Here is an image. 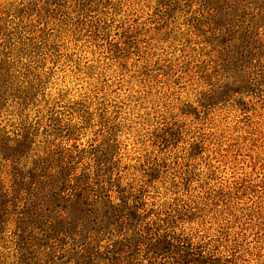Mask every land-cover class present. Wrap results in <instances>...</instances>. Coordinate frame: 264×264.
I'll list each match as a JSON object with an SVG mask.
<instances>
[{
    "label": "rangeland",
    "instance_id": "1",
    "mask_svg": "<svg viewBox=\"0 0 264 264\" xmlns=\"http://www.w3.org/2000/svg\"><path fill=\"white\" fill-rule=\"evenodd\" d=\"M249 2L225 30L202 0H0V134L17 149L27 132L23 162L67 155L99 213L128 204L86 247L104 264H264V0ZM14 233L0 221V264L89 262L82 235L31 251Z\"/></svg>",
    "mask_w": 264,
    "mask_h": 264
},
{
    "label": "trees",
    "instance_id": "2",
    "mask_svg": "<svg viewBox=\"0 0 264 264\" xmlns=\"http://www.w3.org/2000/svg\"><path fill=\"white\" fill-rule=\"evenodd\" d=\"M202 1L205 5L206 3L210 5L209 10L218 14L220 17L218 26H222L225 30H228L226 28L231 30L239 28L246 16L245 10L250 3V0ZM245 28L248 29V26ZM249 39L248 36L244 37L243 49L246 52L255 49L252 46L249 48ZM1 82L3 87L0 88V93L3 95L7 82L4 80ZM26 134L27 132L24 131L20 140L16 141L17 149H12L14 143L12 140L0 134V160L3 161L0 162V173L6 175L5 179L0 182V221L5 222L8 219L10 223L14 224V236L17 232V237L25 250L51 249L66 240L78 242L77 238L82 235L86 246H82V244L80 251L85 254L89 250L88 257H85L89 262L83 264L106 263V260L109 259L106 257L108 251L101 253L94 247L91 249L86 247L93 245L96 242V237L105 236L115 227H121L124 224L127 215L123 212L129 209L128 204H124L121 199L123 205H116L115 208L109 206L108 211L99 213L94 208L98 195L92 192V182L87 175H75L74 169L69 166L67 160H63L67 156L63 153L59 162L52 160L55 153L51 155L46 153L47 156L42 162H23L30 151L32 142ZM46 158H51L52 161L46 162ZM45 198H48L49 201L56 200V205L52 209L43 207ZM71 198L76 200L81 214L88 218L87 226L81 219L72 222L68 218L66 206L57 202L58 199L61 202H67ZM52 212L54 215H50ZM13 216L15 220H11ZM94 225L97 226L96 229L93 227ZM141 227V224H138L137 232L138 236L143 237L146 231ZM122 254H125V251ZM26 257L23 255L21 264H26L28 259Z\"/></svg>",
    "mask_w": 264,
    "mask_h": 264
}]
</instances>
